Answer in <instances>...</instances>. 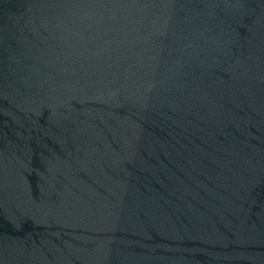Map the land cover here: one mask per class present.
Segmentation results:
<instances>
[{
    "label": "water",
    "instance_id": "95a60500",
    "mask_svg": "<svg viewBox=\"0 0 264 264\" xmlns=\"http://www.w3.org/2000/svg\"><path fill=\"white\" fill-rule=\"evenodd\" d=\"M0 264H264V0H0Z\"/></svg>",
    "mask_w": 264,
    "mask_h": 264
}]
</instances>
